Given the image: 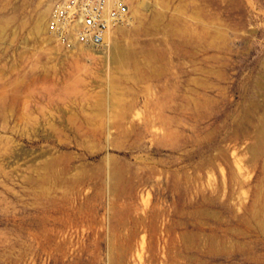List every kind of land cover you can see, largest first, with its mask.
Returning a JSON list of instances; mask_svg holds the SVG:
<instances>
[{"label": "rangeland", "instance_id": "374dc122", "mask_svg": "<svg viewBox=\"0 0 264 264\" xmlns=\"http://www.w3.org/2000/svg\"><path fill=\"white\" fill-rule=\"evenodd\" d=\"M54 2L0 0V264H264V0H125L123 61Z\"/></svg>", "mask_w": 264, "mask_h": 264}, {"label": "built area", "instance_id": "2783aa9c", "mask_svg": "<svg viewBox=\"0 0 264 264\" xmlns=\"http://www.w3.org/2000/svg\"><path fill=\"white\" fill-rule=\"evenodd\" d=\"M125 0H55L49 31L70 46L103 47L111 28L128 19Z\"/></svg>", "mask_w": 264, "mask_h": 264}, {"label": "bare ground", "instance_id": "6f19581e", "mask_svg": "<svg viewBox=\"0 0 264 264\" xmlns=\"http://www.w3.org/2000/svg\"><path fill=\"white\" fill-rule=\"evenodd\" d=\"M110 42V41H109ZM115 44V43H114ZM113 43H108V41H106L105 43H104V45H103V47H105V51L108 53V60L109 59H121L122 61L125 59V55L124 54H122L121 52H120V50H119V48L116 46V45H114ZM70 46H74L73 44H71ZM99 48H101V47H99ZM99 48H93V49H99ZM263 117H264V115H263ZM263 119V118H262ZM259 126H260V131H259V135H258V144H257V146L254 148V151H255V153L256 154H260V153H262L263 152V146H264V120L259 124ZM253 149V148H252ZM239 177V176H238ZM237 177V178H238ZM236 178V177H235ZM240 179V178H239ZM242 180H243V178H242ZM240 181H241V179H240ZM236 184V183H235ZM241 185V184H240Z\"/></svg>", "mask_w": 264, "mask_h": 264}]
</instances>
